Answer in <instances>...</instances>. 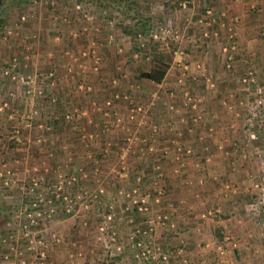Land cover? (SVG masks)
<instances>
[{
	"label": "rangeland",
	"instance_id": "rangeland-1",
	"mask_svg": "<svg viewBox=\"0 0 264 264\" xmlns=\"http://www.w3.org/2000/svg\"><path fill=\"white\" fill-rule=\"evenodd\" d=\"M124 1L22 0L4 11L0 264H264V16L243 35L232 13L238 0ZM144 15L148 22L132 44L119 29L135 28L131 17ZM150 48L168 62L154 88L135 78L149 67ZM97 91L106 97L97 101ZM110 101H120L121 116L109 113ZM78 103L91 111L74 141L95 142L118 128L125 137L116 150L121 159L136 146L171 159L154 168V194L119 193L139 205L140 216L128 215L121 199L110 200V191L92 189V177L65 152L76 134L64 141L46 125L54 108L78 123ZM98 108L105 120L99 134L92 122ZM197 127L205 142L228 153L220 164L229 173H201L214 167L210 154L183 143ZM104 146L109 152L108 140ZM172 164L188 179L161 205L157 178Z\"/></svg>",
	"mask_w": 264,
	"mask_h": 264
},
{
	"label": "trees",
	"instance_id": "trees-1",
	"mask_svg": "<svg viewBox=\"0 0 264 264\" xmlns=\"http://www.w3.org/2000/svg\"><path fill=\"white\" fill-rule=\"evenodd\" d=\"M18 1H22V0H5L4 9H9L11 6L16 5ZM124 2L127 1L125 0ZM131 18H133V26H135V28L133 27L130 28L129 26L126 27L123 26L119 30L123 34L125 33L129 34L130 38L132 39V44H136L137 41L134 40L135 31L142 30L143 26L145 25L144 21L148 22L149 17H147V15H144L143 18H139V17H131ZM138 32L136 33V36L137 34H140ZM149 52H153V55L149 60L150 61L149 67L143 71L139 70L135 78L136 80H145L157 84L161 82V80L163 79L168 69V62L164 54L157 52L154 48H150ZM54 100H56L54 105L59 104L60 100L57 99V96L56 99ZM55 109L56 108L53 109L54 110L53 113L48 117L46 121L47 122L46 125L50 128L51 134L57 135L58 137L59 136L61 137L63 134L65 135H69L70 133L76 134V136L72 137L73 141H71L68 147H66L65 152L71 156L72 161H77V164L81 167L82 170L88 171L89 169H93L95 166L96 167L99 166L98 162L102 164V162L106 159L107 155H109V152L118 155V152L116 153V150H118L119 144L110 143L109 152L105 149L104 143L107 141L105 131L104 132L102 131V133L99 135L100 138L96 140L99 146V148L97 149V153L95 152L87 155V153L92 151V144L93 143L96 144V143L93 141L92 143L91 141H87V140L74 141V140H78V137L81 138L82 134L77 129V126L72 123L73 122L72 120L69 121L66 119L67 115L65 113H60L59 109L57 111H55ZM62 109H64V105H62ZM100 126L101 124L97 126L98 134H99ZM56 139L59 140L58 138ZM145 148L146 147L144 146H142L141 148L137 146L135 147V149L133 150L135 151L136 154V156H134V163L133 164L131 163L129 165L130 167V169L128 170L129 174L126 176V180L131 181L130 184L128 185V188H130L131 190L132 188L135 189L136 192L134 195L136 196L137 195L140 196L144 193H147L148 195L154 194L153 181L155 180L154 177L158 175L156 173L159 172L158 170L154 169L156 166H159L158 160H155L157 157L154 156L151 157L147 155L148 153H146L147 151ZM137 152L139 153L137 154ZM162 159L165 160L166 157L164 158L162 156ZM151 160L153 162H147ZM168 160L171 159L168 158ZM159 169L162 170L161 167H159ZM118 170L119 173L115 175V178H120V179L124 178L121 175L122 169H118ZM160 175H159L160 177L157 178L156 184L158 186L160 185V187L162 188V192L161 195L158 196H157L158 193L156 192L155 197L159 198V200L162 203L161 205H164L168 203V201L170 200L169 195L171 194V187L169 186V179H171V175H165L164 169L162 170V173ZM115 181L119 182L118 179H115ZM79 184H80L79 182L76 183L77 186H79ZM121 202L124 203L125 208L127 209L126 212H128L129 213L128 215H131L132 218H136L140 216L141 212L138 211L139 205L130 203L128 198L121 199ZM214 234L216 239L218 240L222 239L223 235L220 227L214 228ZM171 236H169V238ZM99 262H100L99 260H96L94 261V264H98Z\"/></svg>",
	"mask_w": 264,
	"mask_h": 264
},
{
	"label": "crops",
	"instance_id": "crops-1",
	"mask_svg": "<svg viewBox=\"0 0 264 264\" xmlns=\"http://www.w3.org/2000/svg\"><path fill=\"white\" fill-rule=\"evenodd\" d=\"M216 1L217 2L218 1L224 2V1H229V0H216ZM251 1L252 0H238V3L236 2L234 4L235 7H234L233 12H232V13H235L237 15V17H239V23H238L239 24V30L243 35H244V33L254 31L256 21L259 19V17L264 16V7H263L264 3L262 4L263 0H258L260 2H259V5L257 4V9L255 11H253V10L249 11L247 9V6H251V4H249V3H251ZM229 3H231V1L227 2V4H229ZM225 4L226 3H224V5ZM218 5L221 6V4H218ZM258 10H262L263 12L257 13ZM141 17H142V14H141ZM242 40H244V36H242ZM244 41H246V40H244ZM54 47H56V46H54ZM165 76H166V73H165L163 78H165ZM153 84H155V83H152V85H151L152 88H154ZM96 93H97V95L94 94V96H96L97 101L101 97H106L105 93H103L102 95L99 93V91H97ZM113 93L114 92L108 93V96L111 97V95H113ZM61 101H63V99ZM64 103H67V102H64ZM119 103H120V101L113 102V103L111 102V107H110L111 109L109 108V113L111 112L113 118H115L114 113H117L116 117H118V113H119V116H121L122 114H120V112L125 111V109L121 106V103L120 104ZM83 104L84 103H82V105H79V103H78V105H76L78 108L80 107L79 108L80 109L79 110L80 119H79L78 123L75 122V125L77 127L81 126V128L86 125V121H84V117L86 115L85 113H88L91 111L89 105H88V108L86 109L87 106H85ZM159 106L160 105H158L157 107H154L155 111L158 113L157 116H159V114L162 113L159 111L160 110ZM180 110H182V109L180 108ZM100 111H101V109L99 110V108H98L96 113H95V110L93 109V114H92L93 115V121L92 122H93L94 126H98L100 124L102 125L105 122L104 117L102 116ZM188 111H190V110H188ZM113 118H110L111 120L109 119L110 120L109 121L110 127L113 126L112 125L113 121H114ZM168 119H169V121L172 119L170 117V115H169ZM212 122H214V121H212ZM112 128H114V127H112ZM115 129H118V128H114V130H111L110 132L106 133L107 140L111 144H119V145L122 144V146H124L125 143L123 140L125 137L124 136L123 137L117 136V134H119V133L123 134V133H121ZM184 130L186 131V134H188L189 128L187 125L185 126ZM112 131H116L117 133L116 132L112 133ZM200 134H201L200 129L198 130V127H197L196 129H194V131L192 133L189 134L188 138L185 139V141L183 143H187V146H192V147L196 148L197 151H203L204 154H206V153L210 154L209 156L212 158L211 160H212V164H214V167H211L212 169L207 168V169H205V171H201V173L202 174L205 173L206 175L211 174L213 176H215V175L216 176H223V175L229 173V171L226 170V168L220 164L221 160H222V162H224L223 161L224 158L227 159L228 153L223 154V153H221V151H218V150L216 151L217 146H216V143L214 142V140L208 139V142H205L201 138ZM65 139H66V135L64 134V141H65ZM95 143L96 144H94V143L92 144V151L87 153V155L90 153H95V152L97 153V149L99 148V146H98L97 141H95ZM122 146L120 147V149L122 148ZM230 153H232V152H230ZM134 156H136V154H135V151H133V150H129V153L126 155V157L124 159L120 158V157H122L121 154L119 157V154L117 155V154H112V152H109V155H107L106 159L102 162V164H100L98 162L99 166H97V167L95 166L93 169H89L88 171L83 170L85 172V174H89V176L92 177V181H90L89 185L93 186L92 189L94 191H98V192L102 191L103 192V190H104V192L107 191V193H108V191H110L111 192L110 200H113L114 198L116 201L122 199L121 198L122 196L119 195L120 192L124 191V192L130 193V191L135 190L133 188H132V190L130 188H128V185L130 184L131 181L126 180V176L129 174L128 173V170L130 169L129 165L131 163L132 164L134 163ZM165 157L166 156L164 155V158ZM213 159H218V161H216L217 164H215ZM155 160H158V162H161L163 164L168 162L167 157L165 159L166 161L164 159H162V153H158L157 158ZM147 162H153V161L151 160V161H147ZM172 166H173V164L169 165L163 169H164L165 175H171V179H169V186L171 187V198L173 199L174 195L177 194L176 190H178L180 188L179 186H182V185H183V187L186 186L184 181L186 182V178L189 175V173L187 170H182V169H180L178 173H175V171L172 170ZM118 169H122L121 175L124 178H122V179L115 178V175L119 173ZM115 179H118L119 182L115 181ZM83 180H85V181L88 180V176H85V178ZM216 184L218 185V183H216ZM211 185H212V181H211ZM220 208H221V210H223L222 207H220ZM175 214H177V209L175 211ZM175 216L177 217V215H175Z\"/></svg>",
	"mask_w": 264,
	"mask_h": 264
},
{
	"label": "built area",
	"instance_id": "built-area-1",
	"mask_svg": "<svg viewBox=\"0 0 264 264\" xmlns=\"http://www.w3.org/2000/svg\"><path fill=\"white\" fill-rule=\"evenodd\" d=\"M138 35H140V34H137V36ZM150 36H153V38H155V35H151L150 34ZM1 71L2 72H4V75H7V73H8V71H7V69L6 68H4V67H2V69H1ZM258 91H259V89H258ZM4 105H6V103L5 102H3V106ZM31 186L29 187L31 190H32V186H33V188H37V181H35V180H32L31 182ZM55 194H57V196H59V192H56ZM67 197L65 196V195H63L62 197H61V200H64V202H65V210L66 211H68L69 209H68V207H69V203H67ZM70 199H68V201H69ZM48 202H50V200H48ZM35 204V203H34ZM50 211H51V209H50ZM38 214H39V212H37ZM29 216V215H28ZM32 223H33V221L32 220H30ZM31 223L29 222L27 225H30ZM217 251H219V249H220V246L218 245L217 247ZM117 249H118V247H117ZM221 252V251H220ZM139 254H143V252H140ZM135 256H137L138 254H134Z\"/></svg>",
	"mask_w": 264,
	"mask_h": 264
},
{
	"label": "flooded vegetation",
	"instance_id": "flooded-vegetation-1",
	"mask_svg": "<svg viewBox=\"0 0 264 264\" xmlns=\"http://www.w3.org/2000/svg\"><path fill=\"white\" fill-rule=\"evenodd\" d=\"M4 7H5V0H0V27L2 24L3 15H4V11H5Z\"/></svg>",
	"mask_w": 264,
	"mask_h": 264
}]
</instances>
